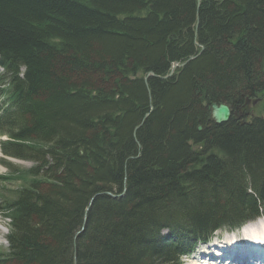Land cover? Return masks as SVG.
I'll return each mask as SVG.
<instances>
[{
    "label": "trees",
    "instance_id": "trees-1",
    "mask_svg": "<svg viewBox=\"0 0 264 264\" xmlns=\"http://www.w3.org/2000/svg\"><path fill=\"white\" fill-rule=\"evenodd\" d=\"M254 98L264 0H0V154L31 163L0 264H180L264 218V117L209 110Z\"/></svg>",
    "mask_w": 264,
    "mask_h": 264
},
{
    "label": "rangeland",
    "instance_id": "rangeland-1",
    "mask_svg": "<svg viewBox=\"0 0 264 264\" xmlns=\"http://www.w3.org/2000/svg\"><path fill=\"white\" fill-rule=\"evenodd\" d=\"M254 116L264 117V100H259V99L257 100V98L250 99V101L246 105H244V107H241L237 111V113L231 114V117L233 118L236 117L239 121H241V119L248 120ZM242 159L243 158H240L238 160L232 159L233 160L232 165L235 166V164H237L238 167L239 166L241 167L243 162ZM4 163L9 164L10 167H12L13 169H26L31 166V163L29 162H25L21 160H13L10 158L6 159L3 158L2 155L0 154V176L7 175L8 173L7 170L1 166ZM5 184H6L5 186L0 185V200H5L9 196H11L10 195L11 191H14V188L18 186V184L15 182H7ZM206 193L208 194L207 191ZM255 221L253 223H256ZM8 223L9 222L3 219L2 215H0V251L1 252L5 251L7 248L5 237L7 235L9 228ZM256 227H260V229L264 231V220L259 221ZM243 231L244 229L241 228H238V230H233V231H228L222 228L219 232H216L213 235L209 243L197 244L195 248H193V253L190 257L193 258L196 257L195 259H198V257L201 256L202 259L199 260H201L203 264H234V262H232L231 260L232 258L236 259L235 254L247 253L246 251H243L240 248L235 250V248H237L238 245L244 243L247 240ZM256 244H252V245L257 246ZM254 252L255 251L250 252V254H252V256H250V262L252 264H256L255 261L253 260L254 258L258 260H260V258L264 259V255H260L259 253L254 254ZM190 257L182 260L181 264H190L192 261L190 262L187 261L189 260ZM194 263L197 264L196 261Z\"/></svg>",
    "mask_w": 264,
    "mask_h": 264
},
{
    "label": "bare ground",
    "instance_id": "bare-ground-1",
    "mask_svg": "<svg viewBox=\"0 0 264 264\" xmlns=\"http://www.w3.org/2000/svg\"><path fill=\"white\" fill-rule=\"evenodd\" d=\"M146 77H149V76H146ZM247 101L249 102L250 100H247ZM259 221H262V220H257V221H255L256 223H251V224L247 225V227L244 229L243 233H244L247 240L244 243L238 245V247L235 248V250L240 248L241 250L246 251L247 253L235 254L236 259L232 258V260H231L232 262H234V264H252V263H250V256H252V254H250V252H252V250H254V249H256L254 254L259 253L260 255H264V249H260L261 247L258 248L259 243L264 244V237H263L264 231L262 229H260V227H256L258 225ZM198 244H201V243H198ZM252 244H256L257 246H254ZM196 245H193L191 247V249L195 248ZM202 253H204V252H202ZM190 256H191L190 253H187V255L182 256L181 262H182V260H184ZM199 257H198V259H195L196 257H194V258L190 257L189 260H187V261H189V262L192 261L190 264H196V263H194L195 261L197 262V264H203V262L201 260H199V259H202L201 256H199ZM254 261L259 262L258 260H254Z\"/></svg>",
    "mask_w": 264,
    "mask_h": 264
},
{
    "label": "water",
    "instance_id": "water-1",
    "mask_svg": "<svg viewBox=\"0 0 264 264\" xmlns=\"http://www.w3.org/2000/svg\"><path fill=\"white\" fill-rule=\"evenodd\" d=\"M189 60H192V59H189ZM185 64L186 63L182 64L181 66H183ZM172 72L173 71H171L170 75L172 74ZM147 79H148V77H145L144 81H146ZM210 113H211V120L216 125L227 123L230 120V118H231V111L229 110V108L226 105H222V104H220V105H216V104L211 105L210 106ZM198 130L200 131V128H198Z\"/></svg>",
    "mask_w": 264,
    "mask_h": 264
}]
</instances>
